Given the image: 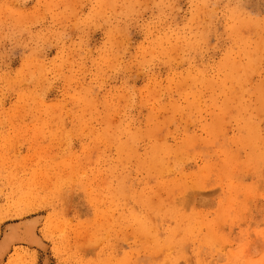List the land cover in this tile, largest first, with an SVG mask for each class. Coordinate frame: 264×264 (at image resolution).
<instances>
[{
  "label": "clouds",
  "instance_id": "clouds-1",
  "mask_svg": "<svg viewBox=\"0 0 264 264\" xmlns=\"http://www.w3.org/2000/svg\"><path fill=\"white\" fill-rule=\"evenodd\" d=\"M184 3L0 0V219L56 264H264V0Z\"/></svg>",
  "mask_w": 264,
  "mask_h": 264
},
{
  "label": "rangeland",
  "instance_id": "rangeland-1",
  "mask_svg": "<svg viewBox=\"0 0 264 264\" xmlns=\"http://www.w3.org/2000/svg\"><path fill=\"white\" fill-rule=\"evenodd\" d=\"M181 6L186 8L187 5L184 3V0H181ZM31 7V4L28 5ZM177 22H182L179 17ZM142 37L140 34L133 32L132 42L133 44L138 42ZM102 39V33L96 32L91 36L90 43L94 46L99 43ZM54 52V50H53ZM53 53H49L51 55ZM19 64V55L13 61L12 66L16 67ZM135 83L137 86L142 85L143 77L138 78ZM56 87H59L57 85ZM54 87L46 97L47 101H52L58 97V92ZM12 97L6 101L7 103L11 102ZM193 167V166H189ZM246 179H251L246 178ZM218 192V190H216ZM215 192L213 189H207L204 192H195L189 194V199L198 198L203 195H214ZM75 203L72 201L65 200V215L72 219L74 215L78 216L80 219L92 217L91 209L86 205L83 200V194H77L74 197ZM264 202H257L258 206ZM47 215V212L43 209H35L30 212H26L22 215H9L0 219V246H3V251L0 252V264H8V260L16 253L18 248H26L31 252L36 254L37 264H56V258L52 254L51 242L47 240L44 234L37 227H33L32 231L27 234L26 238H18V234L21 233L24 229H27L29 226L34 224H39L40 220ZM259 219V216H257ZM74 222V221H73ZM42 227V225H40ZM253 247L257 249H264V243L260 241H254ZM85 255H94L95 249H85L83 250Z\"/></svg>",
  "mask_w": 264,
  "mask_h": 264
},
{
  "label": "snow or ice",
  "instance_id": "snow-or-ice-1",
  "mask_svg": "<svg viewBox=\"0 0 264 264\" xmlns=\"http://www.w3.org/2000/svg\"><path fill=\"white\" fill-rule=\"evenodd\" d=\"M18 238L23 239V238H26V236L24 234H22V233H19L18 234Z\"/></svg>",
  "mask_w": 264,
  "mask_h": 264
},
{
  "label": "bare ground",
  "instance_id": "bare-ground-1",
  "mask_svg": "<svg viewBox=\"0 0 264 264\" xmlns=\"http://www.w3.org/2000/svg\"><path fill=\"white\" fill-rule=\"evenodd\" d=\"M3 248H4L3 246H0V252H2V251H3Z\"/></svg>",
  "mask_w": 264,
  "mask_h": 264
}]
</instances>
